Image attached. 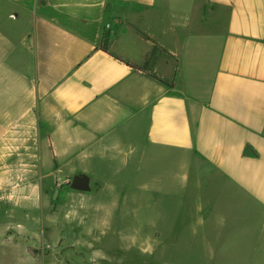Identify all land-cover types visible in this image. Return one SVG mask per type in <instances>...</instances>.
Instances as JSON below:
<instances>
[{
  "label": "crops",
  "instance_id": "obj_1",
  "mask_svg": "<svg viewBox=\"0 0 264 264\" xmlns=\"http://www.w3.org/2000/svg\"><path fill=\"white\" fill-rule=\"evenodd\" d=\"M166 154L175 238L197 209L264 258V0H0V264H85L102 169Z\"/></svg>",
  "mask_w": 264,
  "mask_h": 264
},
{
  "label": "rangeland",
  "instance_id": "obj_2",
  "mask_svg": "<svg viewBox=\"0 0 264 264\" xmlns=\"http://www.w3.org/2000/svg\"><path fill=\"white\" fill-rule=\"evenodd\" d=\"M169 156L166 154L161 160L150 158L144 171L146 180L128 173L133 168L120 162L115 174L102 169L119 194L115 198H97L103 205L100 224L94 225L92 236L84 243L70 248L71 253L84 258L85 264H264V258L250 253L254 248L238 246L227 237L234 232L222 235L221 231L204 228L211 220L201 210L188 216L192 230L175 238L174 214L172 209L164 208L169 200H163L161 186L165 182L167 198L173 201L172 177L182 171L174 169ZM49 180L52 181L51 175ZM52 185L53 191L69 190L65 187L69 184L64 182L55 181Z\"/></svg>",
  "mask_w": 264,
  "mask_h": 264
},
{
  "label": "water",
  "instance_id": "obj_3",
  "mask_svg": "<svg viewBox=\"0 0 264 264\" xmlns=\"http://www.w3.org/2000/svg\"><path fill=\"white\" fill-rule=\"evenodd\" d=\"M69 187L73 190L87 191L89 190V179L86 175H76L71 180Z\"/></svg>",
  "mask_w": 264,
  "mask_h": 264
},
{
  "label": "trees",
  "instance_id": "obj_4",
  "mask_svg": "<svg viewBox=\"0 0 264 264\" xmlns=\"http://www.w3.org/2000/svg\"><path fill=\"white\" fill-rule=\"evenodd\" d=\"M145 38H147V37H145ZM141 69H144V68H141ZM156 79H158L159 81H161V82H163V83H167L166 81H164V80H162V79H160V78H158V77H156V76H154Z\"/></svg>",
  "mask_w": 264,
  "mask_h": 264
},
{
  "label": "flooded vegetation",
  "instance_id": "obj_5",
  "mask_svg": "<svg viewBox=\"0 0 264 264\" xmlns=\"http://www.w3.org/2000/svg\"><path fill=\"white\" fill-rule=\"evenodd\" d=\"M71 182V181H70ZM70 182L68 184H70Z\"/></svg>",
  "mask_w": 264,
  "mask_h": 264
}]
</instances>
